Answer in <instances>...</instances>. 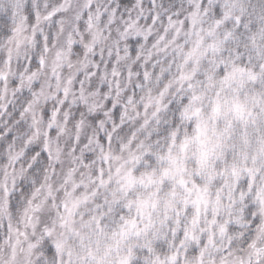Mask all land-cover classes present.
Listing matches in <instances>:
<instances>
[{
    "label": "snow or ice",
    "instance_id": "1",
    "mask_svg": "<svg viewBox=\"0 0 264 264\" xmlns=\"http://www.w3.org/2000/svg\"><path fill=\"white\" fill-rule=\"evenodd\" d=\"M0 264H264V0H0Z\"/></svg>",
    "mask_w": 264,
    "mask_h": 264
}]
</instances>
